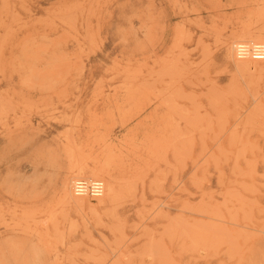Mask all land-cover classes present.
<instances>
[{
  "label": "rangeland",
  "instance_id": "rangeland-1",
  "mask_svg": "<svg viewBox=\"0 0 264 264\" xmlns=\"http://www.w3.org/2000/svg\"><path fill=\"white\" fill-rule=\"evenodd\" d=\"M238 43L264 0H0V264H264V59Z\"/></svg>",
  "mask_w": 264,
  "mask_h": 264
},
{
  "label": "built area",
  "instance_id": "built-area-1",
  "mask_svg": "<svg viewBox=\"0 0 264 264\" xmlns=\"http://www.w3.org/2000/svg\"><path fill=\"white\" fill-rule=\"evenodd\" d=\"M234 52L238 58H249L255 61L264 59V46L260 43H238L234 46ZM73 189L77 195L98 196L102 193L103 185L95 180H77L74 182Z\"/></svg>",
  "mask_w": 264,
  "mask_h": 264
},
{
  "label": "bare ground",
  "instance_id": "bare-ground-1",
  "mask_svg": "<svg viewBox=\"0 0 264 264\" xmlns=\"http://www.w3.org/2000/svg\"><path fill=\"white\" fill-rule=\"evenodd\" d=\"M245 36V35H244ZM243 39V38H242ZM231 54V53H230ZM228 55V54H227ZM231 59H232V56H231ZM242 59V58H241ZM244 59V58H243ZM253 61H255V60H253ZM236 65V64H235ZM250 66V64L248 63V61H246V60H243V61H238V64H237V67H249ZM81 167V166H80ZM80 169V168H79ZM101 169V168H100ZM70 171V170H69ZM104 171V170H103ZM77 173V172H76ZM92 175V174H91ZM95 180V179H94ZM75 182V181H74ZM73 182V183H74ZM64 184V183H63ZM106 188V187H105ZM112 188L113 187H111L110 185L107 187V193H108V195H110L111 193H112ZM74 190V189H73ZM68 191H70V190H68ZM76 194V193H75ZM82 195H85V194H82ZM66 196V195H65ZM79 200V199H78ZM77 200V201H78ZM67 202V201H66ZM80 202V201H79Z\"/></svg>",
  "mask_w": 264,
  "mask_h": 264
}]
</instances>
